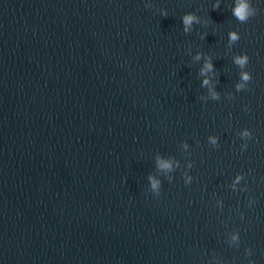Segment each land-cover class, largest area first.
<instances>
[{"label":"water","instance_id":"95a60500","mask_svg":"<svg viewBox=\"0 0 264 264\" xmlns=\"http://www.w3.org/2000/svg\"><path fill=\"white\" fill-rule=\"evenodd\" d=\"M234 3L0 0V264H264V0Z\"/></svg>","mask_w":264,"mask_h":264},{"label":"clouds","instance_id":"9594fccd","mask_svg":"<svg viewBox=\"0 0 264 264\" xmlns=\"http://www.w3.org/2000/svg\"><path fill=\"white\" fill-rule=\"evenodd\" d=\"M233 14L236 16L237 19L244 21L246 20L249 15L252 14V9L250 7L249 4V0H235L234 6H233ZM183 23L185 26V30H188V28L191 26V24L196 20V17L194 16V14L192 13H186L183 16ZM229 38L233 41H235L236 39H238V35L236 33H229ZM234 60L237 64H239L241 67H243L247 62H248V57L246 54L241 53L238 54L237 56L234 57ZM213 67V65L211 64L210 61H206L204 67L201 69V72L204 73L208 70H210ZM241 79L243 81H247L250 79V76L248 73L246 72H242L241 73ZM204 84H208V79L207 77L204 78L203 80ZM242 84H237V87H242ZM213 95H215V93L213 92ZM242 135L245 137H248L250 135V133L247 130H244L242 132ZM159 166L165 169L171 168L172 167V163L169 160L166 159H160L159 160ZM151 181V185L153 187V189H156L158 187V180L150 177L149 178ZM237 180L240 179L239 176L236 177ZM235 238V237H234ZM251 264V262H250Z\"/></svg>","mask_w":264,"mask_h":264}]
</instances>
